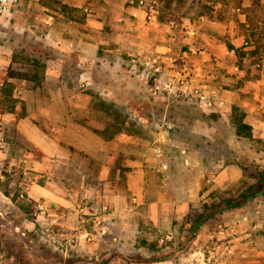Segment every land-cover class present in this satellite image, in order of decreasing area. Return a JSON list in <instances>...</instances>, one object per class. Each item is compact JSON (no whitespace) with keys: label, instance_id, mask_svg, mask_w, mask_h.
<instances>
[{"label":"rangeland","instance_id":"obj_1","mask_svg":"<svg viewBox=\"0 0 264 264\" xmlns=\"http://www.w3.org/2000/svg\"><path fill=\"white\" fill-rule=\"evenodd\" d=\"M110 1L113 6L115 1L120 0ZM160 1L163 4L162 21L173 22L175 39L170 45L173 52L182 54L184 8H189L193 17L202 12L208 15L212 6L208 2L212 0ZM20 4L19 0L17 7ZM239 8L233 14H241L243 11ZM108 18L113 22L115 14L108 13ZM115 30L113 24H108L106 31L113 47L117 45L116 39L112 38ZM0 38H10L18 45L15 49L18 55L8 70L0 71V132L6 141L5 150H0V211L7 213L5 218L0 219V264H61L65 258L44 239L41 232L49 221L37 219L35 215L33 202L38 199L31 193L33 186L43 187L46 195L57 190L62 195L75 194L78 200L84 202L90 200V205H96L93 210L103 215L109 213L110 206L104 207L103 199L97 200L104 189L100 171L106 163L121 170L117 188L128 196L126 207L129 212L121 227L120 223H115L116 214L107 220L110 227L108 235L117 236V246L125 247L132 257L141 255L144 260H158L171 256L176 263H183L181 255L186 243L181 234L187 223L204 210L198 195L213 183L209 177L214 175L211 171L218 159L239 166L242 176L216 187L209 197L228 199L231 203L235 202L234 207H245L254 212L257 204L250 199L253 194L246 197L244 194L264 172V140L252 136V132L250 136L235 135V125L229 120L218 122L217 118H213L219 115L220 107H201L199 100L186 95L178 82L170 91L163 89V84L159 83L160 90L152 95L147 89L156 84L135 74L132 59L139 57L133 54H126L127 57L121 55L122 58L119 61L115 59L109 68L97 66L95 88H84L76 77L79 69L72 60L65 63V70H69L71 76L62 79V82L52 76H43L46 64L37 56L34 59V36L0 30ZM243 47L249 45L243 43ZM48 53L55 56L51 50ZM106 53L117 56L115 52ZM154 55L158 57L157 53ZM32 60H39V63ZM256 61L253 59L251 63H260ZM235 63L239 68L250 64L240 59ZM142 68L140 65L139 69ZM33 71L39 73L36 79L21 75V72L27 74ZM188 78L192 79L191 74ZM171 79L174 80V76ZM68 80L75 89L73 93L54 91L64 83L68 87ZM104 88L108 89L105 93ZM164 114L173 123L172 136H169L170 140L160 141L158 133L164 128L156 126L155 121ZM240 118L242 112L233 110V121ZM196 120L204 122V127L196 126ZM209 129L213 130L214 136L210 133L203 136ZM24 158L29 161L26 166L22 163ZM188 158L191 163L185 166L184 161ZM132 161L143 169L142 173L139 172L141 179L138 182L139 186L144 182L142 189L146 192L144 201L139 205L140 213L135 217L131 209L136 203L132 192L123 187L127 180L122 178L131 177ZM161 162H166L171 169L167 177L152 172ZM8 168H11L9 173ZM165 181H168V198L172 200L167 204L159 202L155 222L150 219L149 204L162 191ZM87 192L95 196L86 197ZM21 194H24L23 199ZM16 227L24 230L26 235H22ZM169 230L175 232V240L167 248L160 247L159 238ZM112 239L103 236L93 242L112 245ZM140 248L144 251H139ZM79 249L78 245L73 253ZM116 255L118 253L114 252L109 257ZM260 256L256 264H264V258ZM86 257H68L66 262L84 264Z\"/></svg>","mask_w":264,"mask_h":264},{"label":"crops","instance_id":"obj_2","mask_svg":"<svg viewBox=\"0 0 264 264\" xmlns=\"http://www.w3.org/2000/svg\"><path fill=\"white\" fill-rule=\"evenodd\" d=\"M158 1L159 14L155 20H149L145 12L129 7L126 0L115 1L113 6L110 0H20L19 7L0 15V30L14 31L20 36H34V43H36V50L33 49L34 59L36 56L37 59H42L46 64L44 74L55 77L60 82L71 76L70 71L65 70V63L71 60L73 63L76 62L75 66L79 69L76 77L79 79L80 86L84 88H95L94 77L97 66L109 68L115 59L119 61L122 56L127 57L126 54H133L143 59L144 54L149 56L148 53H150L155 57L154 53H157L166 76H174L177 79L191 74L194 85L204 87L217 95L222 105L218 109L219 115L213 118H217L218 122L221 120L226 122L227 119L230 124H234L232 111L239 109L242 112L243 122L251 127L252 136H258L264 140V0H212L208 2L209 5L212 4L208 15L202 12L195 17L192 16L193 13L189 11V8H184L186 14L184 16V53L182 54L173 52L170 45L175 39L172 31L173 22L162 21L163 4L160 0ZM239 6L243 12L238 15L233 14L234 10L240 9ZM108 13L115 14L112 20L114 23L108 18ZM108 24H113L116 29L112 36L117 43L114 47L106 31ZM245 41L248 42L249 47H243ZM17 47L14 40L0 38V71L8 70L18 55L15 50ZM49 50L53 51L55 56L50 55ZM104 51L115 52L117 56L112 57ZM21 52H23L22 49ZM237 59L248 64L250 62V64L238 71L235 68ZM253 59L260 63L252 64ZM114 72L113 70L112 73ZM67 83L69 84L70 81L68 80ZM64 85L65 83L61 84L54 91L69 93L75 91L70 84L68 87ZM103 91L105 93L108 89L104 88ZM147 91L152 92V95L157 94V91L152 90V86ZM155 124L164 128L158 133V136H161L159 140L166 138L170 140L173 123L167 119V116L164 114L155 121ZM195 124L201 127L205 125L199 120H196ZM209 125L211 123L206 126ZM212 131L209 129L208 132L203 133V136L208 133L214 136ZM234 133L236 135V125ZM118 139L122 138L118 137ZM190 163V158L184 161L185 166ZM162 165H166V168ZM130 166L132 167L129 172L131 177L121 176L124 181L127 180L123 187L132 192V199L136 203L131 209L135 217L140 213L139 205L144 201L146 192L142 189L144 182L140 186L138 182L141 179L139 172L142 173L143 169L139 168L136 161H132ZM170 170L166 162H161L152 172L157 174L159 172L167 177ZM100 172L104 189L100 192L101 198L98 197L97 201L103 199L102 206H110V211H113L100 216L107 222L116 214L115 223H120L119 227H121L129 213L126 207L128 196L117 188L121 170L106 163L101 166ZM213 172L214 175L211 174L209 177V181L213 183L209 189L201 191L198 195L199 201L204 205L203 209L209 206V199L213 202L215 199L209 197L204 200L201 198L202 193L209 195L213 189L223 185L226 181L236 180L242 176L239 166L226 164L221 159L215 162L211 173ZM116 173L117 175L114 176ZM167 183L168 181L162 183V191L149 204L150 219L154 221L157 217L155 211L159 202L163 201L162 203L167 204L172 200L168 198ZM39 187L33 186L31 193L36 199L47 200L52 205L53 211L48 221L59 223L70 234L78 233L79 235L81 249L75 253L72 251L69 257L76 259V256L84 258L86 255L85 263L96 264L97 261H106L109 255L115 252L129 259L145 262V264H178L171 256L160 260L149 258L144 260L141 255H138L140 258L132 257L125 247L117 246L115 243L118 240L117 236L114 237L115 241L108 234L104 236L114 241L112 245L87 241L85 233L94 235L97 229L92 223L87 225V230L81 227L77 208L84 206L85 212L89 215H96L98 213L93 210L96 205L93 203L90 205V200L85 202L78 200L75 194L62 195L57 190L53 193L49 192L51 195H46L43 187ZM93 195L90 192L86 193V197ZM185 211L184 208V215ZM194 220L195 218L188 223L192 225ZM158 221H160L159 218ZM168 232H172L175 236L173 230L165 234ZM192 232L195 231L192 230ZM189 245L190 242L184 246V250H187ZM258 246L257 255L264 258V237L259 239ZM139 251H144V249L140 248ZM181 258L184 264V253Z\"/></svg>","mask_w":264,"mask_h":264},{"label":"built area","instance_id":"obj_3","mask_svg":"<svg viewBox=\"0 0 264 264\" xmlns=\"http://www.w3.org/2000/svg\"><path fill=\"white\" fill-rule=\"evenodd\" d=\"M18 4L19 0H0V15L13 10ZM126 4L129 7L145 12L149 20H155L159 14L160 4L158 0H126ZM239 10L237 9V11ZM244 44L249 45L247 41ZM151 57L145 56L143 59H132V67L137 76L149 82L152 80L156 84V86H152V90H160L161 86L157 85L160 83L163 84V89L170 91L175 88V82H178L181 83L183 92L186 95H191L199 100L201 107L213 108L216 105L218 107L222 105L215 93L201 86H193L192 80L188 78L190 75L184 78H174V80L166 76L165 71L159 63V57ZM140 65L143 67L142 69H139ZM235 68L238 71L240 69L238 65ZM5 148L6 141L0 132V150H5ZM28 162L26 158L22 159V163L25 166ZM162 167L166 168V165H162ZM7 172H11V168H8ZM26 173L27 170L24 171V174ZM207 195L202 193L201 198L204 200L209 199V195ZM253 195L250 199L257 204L254 212L246 210L245 207L239 208L232 205H221L217 207V210L209 218L197 226L194 233L192 232L190 223H188L181 235L184 243L190 242L187 250H184V264H256L259 257L257 255L259 239L264 237V187ZM20 198L23 199L24 194H21ZM209 201V205H211L213 201L210 199ZM215 201L219 202L220 200ZM33 208L37 219L47 221L53 211L50 202L44 199L35 200ZM77 211L79 222L83 229L87 230L89 223H92L97 229V233L94 235L85 233L87 241H94L96 238L105 236L110 232V227L106 219L101 218L102 216L98 214L89 215V213L85 212L84 206H79ZM5 215L7 213L0 211V219L5 218ZM16 230L22 235H26V232L21 230V228L16 227ZM41 232L44 239L51 243L55 250L59 251L65 258L61 264H78L66 262L71 252L80 243L78 233L70 234L65 230L64 226L59 225L57 222H48ZM113 240L115 241L116 238H113ZM174 240V234L168 232L159 238L160 247L164 246L167 248L168 244ZM95 263L145 264V262L132 260L121 254L110 256L106 262L97 261Z\"/></svg>","mask_w":264,"mask_h":264},{"label":"trees","instance_id":"obj_4","mask_svg":"<svg viewBox=\"0 0 264 264\" xmlns=\"http://www.w3.org/2000/svg\"><path fill=\"white\" fill-rule=\"evenodd\" d=\"M32 61H33V63L34 62L39 63L37 60H32ZM21 73H22L21 75H23L25 78L32 77L34 79H36L38 74H39L37 71H33V72H30L27 74H25L24 72H21ZM43 76H45L44 73H43ZM10 109H13V107H11ZM234 124L236 125V134L238 136H250L251 135V127L243 122V118L234 120ZM263 187H264V172H261L257 182L255 184H253L247 190V193L244 194V197H246L247 195L256 194ZM234 203L235 202L231 203L230 200H228V199H221L219 202L214 201L211 205L207 206L202 211L200 216L195 218L194 222L191 225V229L195 230L199 224H201L203 221H205L207 218H209V216L212 215L217 210L218 206H221V205H232L233 206ZM185 245L186 244H184V246Z\"/></svg>","mask_w":264,"mask_h":264}]
</instances>
